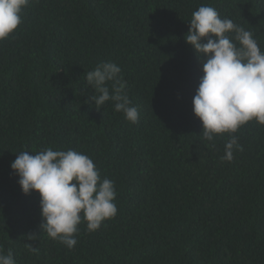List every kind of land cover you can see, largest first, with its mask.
I'll list each match as a JSON object with an SVG mask.
<instances>
[{
  "label": "trees",
  "instance_id": "trees-1",
  "mask_svg": "<svg viewBox=\"0 0 264 264\" xmlns=\"http://www.w3.org/2000/svg\"><path fill=\"white\" fill-rule=\"evenodd\" d=\"M201 5L264 50V0H29L0 40V246L16 264H264V125L213 146L192 110L204 57L185 35ZM103 62L121 68L136 123L89 98L85 73ZM230 135L242 150L222 161ZM49 147L115 183L116 216L93 232L82 221L72 249L42 231L39 193L10 168Z\"/></svg>",
  "mask_w": 264,
  "mask_h": 264
},
{
  "label": "clouds",
  "instance_id": "clouds-1",
  "mask_svg": "<svg viewBox=\"0 0 264 264\" xmlns=\"http://www.w3.org/2000/svg\"><path fill=\"white\" fill-rule=\"evenodd\" d=\"M28 3L29 0H0V40L18 27ZM185 41L204 57L203 75L192 98L193 113L202 122L203 139L214 146L217 134L235 133L252 120L264 125V50L253 33L229 18H221L211 5H201L192 13ZM109 81H114L111 94ZM85 84L98 93L89 97L98 109L113 101L114 110L123 113L126 120H139L138 108L129 99L127 81L117 64H97L85 73ZM234 148L242 150L238 137L230 135L221 160L231 161ZM10 168L18 176L17 183L24 194L32 190L39 193L42 231L69 249L77 243L75 237L82 221L93 232L117 214L114 181L102 179L93 159L86 154L51 147L38 152L21 151ZM29 249L38 251L30 244ZM0 264H16L11 250L5 253L2 246Z\"/></svg>",
  "mask_w": 264,
  "mask_h": 264
}]
</instances>
